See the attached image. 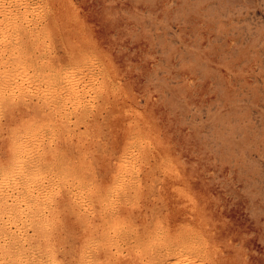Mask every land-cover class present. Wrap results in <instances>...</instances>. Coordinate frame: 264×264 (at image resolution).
I'll return each instance as SVG.
<instances>
[{
  "label": "rangeland",
  "instance_id": "1",
  "mask_svg": "<svg viewBox=\"0 0 264 264\" xmlns=\"http://www.w3.org/2000/svg\"><path fill=\"white\" fill-rule=\"evenodd\" d=\"M0 8V261L264 264V0Z\"/></svg>",
  "mask_w": 264,
  "mask_h": 264
},
{
  "label": "bare ground",
  "instance_id": "2",
  "mask_svg": "<svg viewBox=\"0 0 264 264\" xmlns=\"http://www.w3.org/2000/svg\"><path fill=\"white\" fill-rule=\"evenodd\" d=\"M9 1V0H8ZM4 3V2H3ZM2 3V4H3ZM11 4V3H10ZM4 5V4H3ZM5 6V5H4ZM1 9V8H0ZM6 9V8H5ZM4 9V10H5ZM9 9H10V7H9ZM9 9H8V11H9ZM3 10V11H4ZM12 10V9H11ZM0 12H1V10H0ZM9 12H12V11H9ZM3 14V13H2ZM9 16H10V14H9ZM11 17V16H10ZM2 18V17H1ZM0 18V19H1ZM9 20V19H8ZM3 21V20H2ZM1 21V22H2ZM0 22V23H1ZM7 22V21H6ZM6 24H8V23H6ZM10 26V25H9ZM2 27V26H1ZM1 27H0V29H1ZM5 28V27H4ZM7 28H9V27H7ZM1 31V30H0ZM6 34V33H5ZM8 42V37H7V35H3V33H2V37H1V35H0V45H2L3 44V46H5L4 44H6ZM8 45V44H7ZM7 45L5 46V47H7ZM5 50V49H4ZM12 51V50H11ZM10 226V225H9ZM7 239V238H6ZM5 243V242H4ZM25 244V243H24ZM26 252V251H25ZM28 253V252H27ZM21 261V260H20ZM5 262V261H4ZM4 262L3 261H0V264H4Z\"/></svg>",
  "mask_w": 264,
  "mask_h": 264
}]
</instances>
